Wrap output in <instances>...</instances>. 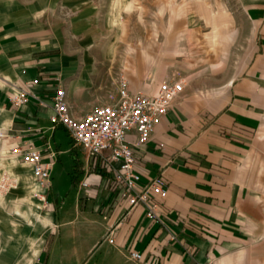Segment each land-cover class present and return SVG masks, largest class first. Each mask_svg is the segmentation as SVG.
I'll use <instances>...</instances> for the list:
<instances>
[{
    "label": "crops",
    "instance_id": "0c3cea01",
    "mask_svg": "<svg viewBox=\"0 0 264 264\" xmlns=\"http://www.w3.org/2000/svg\"><path fill=\"white\" fill-rule=\"evenodd\" d=\"M79 2L0 0V150L12 154L15 148H41L45 144L52 148L50 141L59 127L51 129V112L41 107L36 98L48 99L57 86L56 78L66 91L73 115L82 116L101 103L106 60L101 64L98 57L94 58L100 46H84L83 32L73 29V21L83 22L85 10L78 7ZM67 8L75 12L73 19L68 18ZM245 10L255 27L249 62L235 79L226 82L227 89L222 94L214 90L200 93L192 103L194 109L214 102H223V106L215 112L193 114L186 109L185 99L175 100L143 149L145 163L137 166L141 181L154 179L160 172L165 180L167 193L164 200H159V221H149L141 206L127 216L125 210L117 208L104 218L100 208L106 201L105 193L85 199L78 188L85 180L84 166L77 163L82 177L74 201L77 210L83 211L81 235L94 227L98 240L109 235L115 250L124 256L131 252L142 254L138 264L242 262L244 252H235L245 242V187L257 185L259 191H264V182L258 179L264 174V156L249 144L264 115V0H249ZM215 19L218 25L204 36L205 45L223 65L236 32L230 15L222 12ZM175 52L182 53L180 49ZM189 64L203 65L188 78L191 81L207 72L214 73L207 58L198 57ZM131 69L129 64L130 72ZM158 84L133 82L132 86L135 94L152 95ZM147 87L152 88L150 93ZM19 95L25 101L12 104L11 99ZM258 138L264 140L262 127ZM15 171L22 177L30 174L22 166ZM66 230V238H78L79 231ZM32 236H36L34 231ZM48 238L49 234H45L44 244ZM42 255L39 250L31 264L39 263ZM46 257L48 263L55 262L51 255ZM60 260L67 262L66 255Z\"/></svg>",
    "mask_w": 264,
    "mask_h": 264
},
{
    "label": "rangeland",
    "instance_id": "374dc122",
    "mask_svg": "<svg viewBox=\"0 0 264 264\" xmlns=\"http://www.w3.org/2000/svg\"><path fill=\"white\" fill-rule=\"evenodd\" d=\"M79 1L78 7H82L85 13L83 22H72L73 29L83 32L84 46H100L99 54L92 55L94 58L98 57L101 64L103 59L106 60L104 85L100 91L103 98L99 105L107 101L110 92H114V83L121 76L127 78L133 93L136 92L133 82L150 86L151 82L175 79L183 81L184 91L179 98L188 102V111L193 114L206 110L215 112L223 106V102L202 104L194 109V98L200 93L213 90L216 94H222L227 89L226 82L240 74L253 53L251 44L255 27L249 23L245 10L249 0H198L211 15L224 12L232 18L236 36L223 65L205 45L204 36L212 32V24L201 16L197 0ZM128 4L130 9L126 11ZM67 13L68 18H74L75 12L72 9L67 8ZM177 48L182 51L181 54H175ZM198 57L207 58L215 68L214 73L207 72L200 79L191 81L188 78L203 67L189 64L194 63ZM129 64L132 65L131 72L128 70ZM147 90L150 93L152 88L147 87ZM261 127L264 128V115L259 128L253 130L249 144L251 149L264 156V140L258 138ZM50 142L58 155L50 173L51 185L46 206L35 197L41 189L32 173V166L21 163L9 152L0 150V165L1 161L7 163L15 159L18 167H27L30 171L27 176L31 178V183L23 185L18 182L14 189L0 195L8 197L3 207H0V243L3 246L0 264H18L19 261L31 264L39 250L43 255L39 263L33 264H138V261L130 257V253L124 256L115 250L109 242V235L98 240L94 236V227H90L88 234L84 231L81 235L82 230L79 229L83 224L80 215L83 211L77 210L74 195L82 177L76 164H82L84 155L79 148L72 147L68 133L61 127L56 129ZM3 170L0 167V176L6 172ZM9 175L12 178L20 177L16 171ZM258 179L264 182V174ZM31 191L36 193L32 195ZM244 202L248 219L243 235L245 242L237 248L235 254L244 252L240 264H264V191H259L257 185L252 188L246 186ZM49 212H53L54 216ZM44 214L52 215L51 228H44L36 222V217ZM9 221L16 225L15 230L9 225ZM67 228L79 231L78 238L82 236L83 239L79 240L76 236L66 238L69 233ZM33 231L36 233L34 237ZM45 234H49L50 238L44 244ZM27 238L34 240L32 247L27 243ZM21 253L25 254L27 262L22 261ZM46 255H51L55 262L48 263ZM65 255L67 262H61V257Z\"/></svg>",
    "mask_w": 264,
    "mask_h": 264
},
{
    "label": "built area",
    "instance_id": "2783aa9c",
    "mask_svg": "<svg viewBox=\"0 0 264 264\" xmlns=\"http://www.w3.org/2000/svg\"><path fill=\"white\" fill-rule=\"evenodd\" d=\"M55 81L57 86L48 99H36L41 107L50 110L51 129L61 127L66 130L72 147L79 148L84 155L85 180L78 188L83 190L85 199L105 193L106 201L100 208L104 218L117 208L125 210L127 216L141 206L149 221H159V200H164L167 193L163 172L143 183L137 166L145 163L143 149L155 127L167 114L169 106L183 94V81L164 80L157 85L154 94L144 95L133 93L127 78L121 76L114 83L115 90L108 94L107 101L82 116L73 115L66 101V91L59 78ZM24 101L23 95L11 99L15 105ZM12 154L32 166L41 189L35 197L46 206L50 173L56 164L57 153L45 144L41 148H15ZM16 182L6 172L2 173L0 195L14 189ZM109 242L113 244L112 239ZM130 257L135 261L142 259L137 252H131Z\"/></svg>",
    "mask_w": 264,
    "mask_h": 264
},
{
    "label": "bare ground",
    "instance_id": "6f19581e",
    "mask_svg": "<svg viewBox=\"0 0 264 264\" xmlns=\"http://www.w3.org/2000/svg\"><path fill=\"white\" fill-rule=\"evenodd\" d=\"M197 5H198V7H199V10H200V13H201V16H203L205 19H207V20H209L208 22L210 23V24H212V26L213 27H216V25H218L217 23H215V22H213V21H215L216 19L215 18H217L218 17V15L219 14H217V15H211L209 12H208V10L202 5V2L201 1H198L197 0ZM130 9V6H129V4H128V7L126 8V11H128ZM3 151V150H2ZM12 157H14V158H16L15 156H13L12 155ZM17 159V158H16ZM24 163V162H23ZM26 164V163H25ZM0 167L1 168H3L4 170L3 171H6V173H9L10 174V172H13V171H15L16 170V168L18 167V164L16 163V161H15V159H11V161H9V162H4V161H1V165H0ZM25 168H27V167H25ZM8 174V175H9ZM9 176H11V175H9ZM11 177H13V176H11ZM35 177V176H34ZM15 179H16V183H18V182H20L21 184H23V185H27L28 183H31L30 182V180H31V178L30 177H28L27 175L26 176H21L20 175V177L19 178H16V177H14ZM32 195L33 194H35L36 193V191H31L30 192ZM8 200V197H4V196H0V207H3V205L6 203V201ZM36 222L40 225V226H42V227H49V228H51L53 225H52V215L51 214H44V215H42V216H39L38 215V217H36ZM9 223V225H11V227L15 230L16 229V225L14 224V223H12V222H8ZM27 243L30 245V247H32L33 245L32 244H34V240L33 239H31V238H27ZM3 248V246L1 245V243H0V259L1 258H3V257H1V254H2V249ZM21 256V259H22V261L23 262H27V257L25 256V254H20ZM18 264H22L20 261L18 262Z\"/></svg>",
    "mask_w": 264,
    "mask_h": 264
}]
</instances>
